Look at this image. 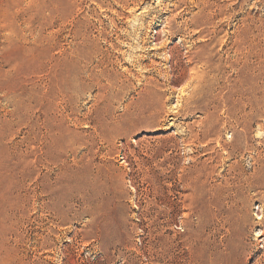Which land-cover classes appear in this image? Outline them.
I'll return each mask as SVG.
<instances>
[{"label": "rangeland", "instance_id": "obj_1", "mask_svg": "<svg viewBox=\"0 0 264 264\" xmlns=\"http://www.w3.org/2000/svg\"><path fill=\"white\" fill-rule=\"evenodd\" d=\"M0 264H264V0H0Z\"/></svg>", "mask_w": 264, "mask_h": 264}]
</instances>
